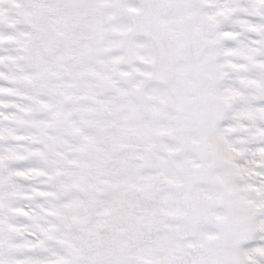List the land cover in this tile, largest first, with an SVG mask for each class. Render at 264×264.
Segmentation results:
<instances>
[{"label":"snow or ice","instance_id":"obj_1","mask_svg":"<svg viewBox=\"0 0 264 264\" xmlns=\"http://www.w3.org/2000/svg\"><path fill=\"white\" fill-rule=\"evenodd\" d=\"M0 264H264V0H0Z\"/></svg>","mask_w":264,"mask_h":264}]
</instances>
